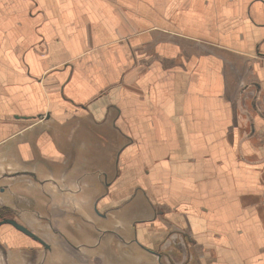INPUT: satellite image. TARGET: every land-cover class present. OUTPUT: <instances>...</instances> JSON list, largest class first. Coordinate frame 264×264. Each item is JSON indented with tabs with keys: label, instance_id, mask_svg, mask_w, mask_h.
<instances>
[{
	"label": "crops",
	"instance_id": "obj_1",
	"mask_svg": "<svg viewBox=\"0 0 264 264\" xmlns=\"http://www.w3.org/2000/svg\"><path fill=\"white\" fill-rule=\"evenodd\" d=\"M0 160L98 213L62 247L264 264V0H0Z\"/></svg>",
	"mask_w": 264,
	"mask_h": 264
},
{
	"label": "rangeland",
	"instance_id": "obj_2",
	"mask_svg": "<svg viewBox=\"0 0 264 264\" xmlns=\"http://www.w3.org/2000/svg\"><path fill=\"white\" fill-rule=\"evenodd\" d=\"M3 161L4 160H0V169H4L5 167L10 168L7 169L6 172L12 171V162L4 163ZM13 184L14 187H17L18 185H20V187H24L23 191L25 193L19 196L16 195L15 199L11 200V196L9 194H3L2 192L6 187H12ZM46 185H49V180H44L43 178H39L36 175L34 177L26 175L19 177L9 176L7 178H0V197L2 194L4 197L3 202L12 206L13 202H17L19 200L21 206L24 207L17 210L16 208L12 207L8 208L6 205L3 206V209H0V212H3L6 214V216H11V218H18L19 222H23V226L31 230L33 233L35 232L38 237L52 245L50 249L39 244H36L34 248H31L32 243L29 241L30 239H28L21 232L15 231V229L9 227V230L4 229L3 231H0V239L4 241L3 246L0 247V264H146V258L142 256L141 252L137 250L127 251L119 249L117 251H120L118 256L104 257L103 254H107V252L105 250L102 251L103 246H101L99 249L92 250L93 246L91 244L95 243L94 240H90V242L85 244L80 241H67L66 243H63L64 247H62L61 242L56 241L59 239L58 234L60 230L67 232L71 236L73 235L72 233H79L80 229H83V226L81 225L82 219L88 218V222L90 224V222H92V216H94V218L99 216L97 215L98 213L96 214V211L93 212L91 209H83L80 212L78 211V213L75 211L77 214L72 215V217H70V215H67L68 217L65 216V213L63 210H61V207H63L62 205L65 204V206L70 208L72 195L67 193L64 195L66 197L65 198L58 190L57 192L61 195L56 194V191L54 190V194H50L51 199H53V209L51 210L50 196L46 190H44L47 189ZM59 190L61 189L59 188ZM27 192L31 193L30 200L27 198ZM0 204H2L1 199ZM65 211L72 212V210ZM82 211L85 213L83 217ZM51 216L54 219L58 218L56 219V221H58V226H55L54 223L53 225H50L45 221V219H43L44 217L50 218ZM70 218H72L71 221L68 220ZM84 230L85 233H91V235H93L95 238L94 225H86L84 226ZM96 233L99 234L100 240L104 233H99L97 231V226ZM52 237L54 238L51 241L50 238L52 239ZM107 237L108 236H106V238ZM105 240L103 245L106 244ZM95 244L97 245V243ZM97 250L99 253H97ZM122 251H124L127 255H124Z\"/></svg>",
	"mask_w": 264,
	"mask_h": 264
},
{
	"label": "flooded vegetation",
	"instance_id": "obj_3",
	"mask_svg": "<svg viewBox=\"0 0 264 264\" xmlns=\"http://www.w3.org/2000/svg\"><path fill=\"white\" fill-rule=\"evenodd\" d=\"M9 220H15L20 224H23V222H19L18 218H11V216H6V214H4L3 212H0V231H3L4 229L7 230L9 227L15 229V231H19L22 234H24L28 239H30L29 241L32 243L31 244V248H34V246H36V244L45 246L46 248L50 249L52 245H50L49 243H47L45 240H43L45 243H42V241L36 239L33 236H30L26 233H24L23 231H21L20 229H18L16 226H14L12 223L9 222ZM9 230V229H8ZM35 233V232H34ZM49 245L48 247L46 246ZM52 251V250H51Z\"/></svg>",
	"mask_w": 264,
	"mask_h": 264
},
{
	"label": "water",
	"instance_id": "obj_4",
	"mask_svg": "<svg viewBox=\"0 0 264 264\" xmlns=\"http://www.w3.org/2000/svg\"><path fill=\"white\" fill-rule=\"evenodd\" d=\"M10 223H12L14 226H16L18 229H20L21 231H23L24 233L35 237L36 239L42 241V243H45L42 238L38 237L35 233H33L31 230H29L28 228H26L25 226H23L22 224L18 223L15 220H9ZM46 246L48 247L49 245L46 244Z\"/></svg>",
	"mask_w": 264,
	"mask_h": 264
}]
</instances>
